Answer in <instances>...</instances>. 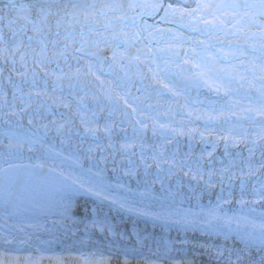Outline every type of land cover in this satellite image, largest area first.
Segmentation results:
<instances>
[{
  "label": "bare ground",
  "instance_id": "6f19581e",
  "mask_svg": "<svg viewBox=\"0 0 264 264\" xmlns=\"http://www.w3.org/2000/svg\"><path fill=\"white\" fill-rule=\"evenodd\" d=\"M29 57L0 76V173L42 163L84 194L67 218L0 207V264H264L192 230L264 227V0H0V66Z\"/></svg>",
  "mask_w": 264,
  "mask_h": 264
},
{
  "label": "rangeland",
  "instance_id": "374dc122",
  "mask_svg": "<svg viewBox=\"0 0 264 264\" xmlns=\"http://www.w3.org/2000/svg\"><path fill=\"white\" fill-rule=\"evenodd\" d=\"M44 8H42V10H43ZM35 13L36 12H33V11H29L28 13H27V15L25 16V17H23L21 14H19L18 13V11L16 12V13H14L13 15L16 17V19L17 20H19V18H22V20L24 21V23H28V24H33V19H35L34 17H35ZM52 13H54L52 10H50V14H52ZM22 21V22H23ZM160 22H162V21H164V20H159ZM149 22V21H148ZM28 24H26V25H28ZM149 23L147 24V26L146 27H149ZM153 25H154V23H153ZM58 27V26H57ZM75 27H77V26H75ZM22 44V43H21ZM21 47V46H20ZM26 57V56H25ZM24 57V58H25ZM72 57L76 60V62H81L80 64V66H78L77 68H75V69H70V70H72V72H75V73H81V72H83V71H85V70H87V64H86V61L88 60V57L86 56L85 57V55L84 56H82V55H75V54H72ZM82 59H83V61H82ZM25 60L24 59H19V60H15V61H12V64H8L7 65V68L5 67V70H3L2 69V67L0 68V76H2V75H4V74H1V73H3V72H5L6 71V73L8 74V76L10 77V78H14V77H28V76H30L33 72H34V70L37 68V66L35 65V63H34V61H32L31 60V57H29L27 60H26V64L25 63H23ZM65 63L66 62H64V64H61V65H58L57 66V71L58 72H60V71H64L65 72V70H67V69H65ZM89 67V66H88ZM58 69H60V70H58ZM66 72H68V70L66 71ZM63 73V72H62Z\"/></svg>",
  "mask_w": 264,
  "mask_h": 264
}]
</instances>
